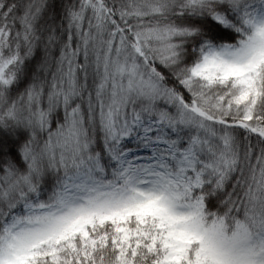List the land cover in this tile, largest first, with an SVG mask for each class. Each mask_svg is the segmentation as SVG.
<instances>
[{
  "label": "snow or ice",
  "instance_id": "obj_1",
  "mask_svg": "<svg viewBox=\"0 0 264 264\" xmlns=\"http://www.w3.org/2000/svg\"><path fill=\"white\" fill-rule=\"evenodd\" d=\"M0 264H264V0H0Z\"/></svg>",
  "mask_w": 264,
  "mask_h": 264
}]
</instances>
